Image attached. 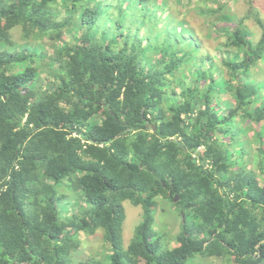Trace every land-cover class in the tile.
<instances>
[{"label": "trees", "instance_id": "1", "mask_svg": "<svg viewBox=\"0 0 264 264\" xmlns=\"http://www.w3.org/2000/svg\"><path fill=\"white\" fill-rule=\"evenodd\" d=\"M160 2L0 0V264H264V23L210 53Z\"/></svg>", "mask_w": 264, "mask_h": 264}, {"label": "rangeland", "instance_id": "2", "mask_svg": "<svg viewBox=\"0 0 264 264\" xmlns=\"http://www.w3.org/2000/svg\"><path fill=\"white\" fill-rule=\"evenodd\" d=\"M164 5L170 7V10H178L176 18L184 17L188 19V23L192 26L193 30L197 29L205 37L207 42L204 44L206 51L212 53L218 46L223 45L226 42V36L223 34L220 28L227 27L234 29L237 22L247 17L245 22L247 29L251 33L253 41L256 43L262 36V30L257 24L258 18L264 23V0H235L228 2L229 8L217 12L221 5L225 3V0H196L195 4H189L184 14L179 17L181 5H178L179 0H167V4L164 0ZM181 1V0H180ZM229 1V0H228ZM160 2V4H161ZM183 2V3H182ZM182 4H188L189 0H182ZM202 14L199 13L200 10ZM221 10V9H220ZM228 12L231 15V20L221 19V14ZM181 15V14H180ZM249 15L250 17H248ZM143 35V34H142ZM144 36V35H143ZM146 44V42L144 43ZM253 76L257 78V84H264V69L263 71L254 72ZM260 79V80H259ZM262 80V82H261ZM125 220L122 225V238L124 245L127 246L134 236L135 229L142 221V209L132 205L130 202H124ZM155 222L163 226L169 234L176 235L181 230V216L178 212L177 206L167 199H162L154 208ZM104 247L103 232L100 230L95 236L86 238L82 247V252L96 255L100 253ZM101 256V254L99 255ZM188 264H227L221 260H215L212 258L204 259L197 257L194 261H190Z\"/></svg>", "mask_w": 264, "mask_h": 264}, {"label": "water", "instance_id": "3", "mask_svg": "<svg viewBox=\"0 0 264 264\" xmlns=\"http://www.w3.org/2000/svg\"><path fill=\"white\" fill-rule=\"evenodd\" d=\"M179 198H180L179 195H175L173 198L174 203H177L179 201ZM180 212H181L183 220L185 221L186 213H185L184 209L180 208ZM262 243H264V241Z\"/></svg>", "mask_w": 264, "mask_h": 264}]
</instances>
